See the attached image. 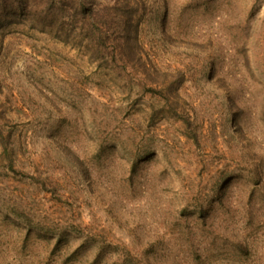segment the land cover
Returning <instances> with one entry per match:
<instances>
[{"label":"rangeland","instance_id":"rangeland-1","mask_svg":"<svg viewBox=\"0 0 264 264\" xmlns=\"http://www.w3.org/2000/svg\"><path fill=\"white\" fill-rule=\"evenodd\" d=\"M13 4L0 264H264V0Z\"/></svg>","mask_w":264,"mask_h":264},{"label":"trees","instance_id":"trees-1","mask_svg":"<svg viewBox=\"0 0 264 264\" xmlns=\"http://www.w3.org/2000/svg\"><path fill=\"white\" fill-rule=\"evenodd\" d=\"M3 5L6 7V8H11V7H13L14 6V4H13V0H2V7H3ZM82 11L84 12L85 11V9L83 8L82 9ZM1 13H0V23L2 22V17H3V12L2 11H0ZM12 13L13 14H15V11L12 9ZM99 11L98 10H95V11H93L92 10V14L94 15V16H96L97 18H98V16H99ZM8 18V17H7ZM6 18V19H7ZM101 18H102V16H101ZM101 18H98V21H99V19L101 20ZM5 19V20H6ZM93 20H96L95 18H93ZM104 24V23H103ZM101 27H102V25H100ZM104 26V25H103ZM103 31H104V29H101L100 30V36L102 37V36H105L104 34H103Z\"/></svg>","mask_w":264,"mask_h":264}]
</instances>
